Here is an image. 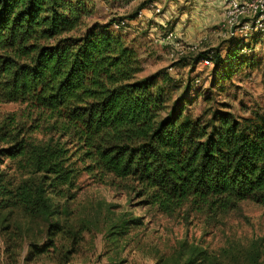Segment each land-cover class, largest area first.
<instances>
[{"label":"trees","instance_id":"1","mask_svg":"<svg viewBox=\"0 0 264 264\" xmlns=\"http://www.w3.org/2000/svg\"><path fill=\"white\" fill-rule=\"evenodd\" d=\"M89 3L0 0V103L23 105L0 112V163L8 159L0 168V233L8 264L17 263L33 226L46 238L30 242L26 260L57 249L61 234L72 237L66 257L75 251L83 231L61 215L81 189L82 172L130 179L141 204L166 214L188 206L215 217L244 200L264 206V114L216 109L193 117L180 99L169 107L159 74L138 77L140 59L112 23L86 25ZM260 34L251 36L255 44ZM246 46H233L232 67L244 62ZM210 54L219 64L214 51L197 60ZM140 224L139 217L124 220L111 234L125 236Z\"/></svg>","mask_w":264,"mask_h":264},{"label":"rangeland","instance_id":"2","mask_svg":"<svg viewBox=\"0 0 264 264\" xmlns=\"http://www.w3.org/2000/svg\"><path fill=\"white\" fill-rule=\"evenodd\" d=\"M208 1L214 2L211 9L205 7ZM89 5L86 25L112 23L113 31L140 59L138 77L159 74L157 85L170 94L169 107L180 99L193 117L208 118L216 109L242 118L264 114V30L253 31L243 37L245 41L239 40V31L232 35L256 18L254 14L241 17L231 30L223 26L225 0H90ZM169 31L174 32V40H158ZM259 31L255 44L251 36ZM238 41L247 45L244 62L232 67L234 62L227 57ZM207 51L220 54L219 64H204L206 57L197 60ZM22 107L0 103V112ZM6 163H0V168ZM133 184L130 179L107 175L101 180L82 172L81 189L73 201L63 203L61 215L72 230L83 231L75 251L66 257L67 250L73 249L72 237L61 234L57 249L26 260L30 242L42 243L46 238L33 226L14 264H264L263 205L244 200L236 209L215 217L188 206L166 214L141 204ZM135 217L142 224L127 235L111 234L124 220ZM0 246V264H8L1 233Z\"/></svg>","mask_w":264,"mask_h":264},{"label":"built area","instance_id":"3","mask_svg":"<svg viewBox=\"0 0 264 264\" xmlns=\"http://www.w3.org/2000/svg\"><path fill=\"white\" fill-rule=\"evenodd\" d=\"M226 2V19L223 24L224 27H228L231 30L239 24L240 18L254 14L256 18L253 20L244 23L240 28H237L232 32V35H235L239 31L241 37H248L250 33L255 30H264V0H225ZM157 11H160V8H157ZM175 34L173 31L166 32L163 36L158 38L161 42H168L175 39ZM193 49V48H192ZM212 55L204 58L202 61L206 65L212 64Z\"/></svg>","mask_w":264,"mask_h":264},{"label":"crops","instance_id":"4","mask_svg":"<svg viewBox=\"0 0 264 264\" xmlns=\"http://www.w3.org/2000/svg\"><path fill=\"white\" fill-rule=\"evenodd\" d=\"M214 2L208 1L207 6H205L207 9H211V6H213ZM215 7V6H214ZM205 10V9H204Z\"/></svg>","mask_w":264,"mask_h":264}]
</instances>
